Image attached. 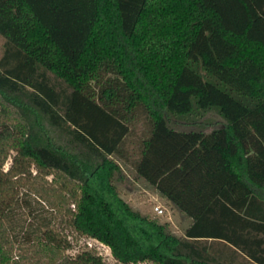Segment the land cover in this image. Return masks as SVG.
<instances>
[{
    "label": "trees",
    "instance_id": "obj_1",
    "mask_svg": "<svg viewBox=\"0 0 264 264\" xmlns=\"http://www.w3.org/2000/svg\"><path fill=\"white\" fill-rule=\"evenodd\" d=\"M0 33V264H108L64 254L60 213L125 263L264 264V0H0ZM212 109L210 130L174 123ZM120 159L192 219L183 235L120 196Z\"/></svg>",
    "mask_w": 264,
    "mask_h": 264
},
{
    "label": "rangeland",
    "instance_id": "obj_2",
    "mask_svg": "<svg viewBox=\"0 0 264 264\" xmlns=\"http://www.w3.org/2000/svg\"><path fill=\"white\" fill-rule=\"evenodd\" d=\"M5 37L0 33V57L4 50ZM145 114H139L135 117L132 123V133L128 136L127 147L131 153L132 159L137 155V145L141 137L147 131ZM195 115V114H192ZM32 121L34 126L41 134L50 133V137L58 144H68V136L66 132L49 127L50 131L44 130L46 125L45 120L41 119L39 115L33 114ZM223 116L215 109L203 113L201 119L192 116H181L178 121H174L175 125L180 128H204L210 130L213 127L223 124ZM46 129V128H45ZM71 147V146H70ZM71 150H75L73 147ZM135 151V152H134ZM12 162V156L6 162L5 167L8 168ZM119 169L117 170L114 183L119 191L120 196L127 201L135 210L140 211L142 214L147 215L161 223H168L169 229L176 235H183L189 218L183 212L174 206L167 199L150 185L143 177L139 176L134 167L131 159L129 162L124 159L119 160ZM52 178V176H50ZM259 192L261 189L256 188ZM161 205L164 208L163 214H158L155 211V206ZM53 227L56 231L60 232L62 239H68L71 246L64 251L66 256L75 257L84 250L90 249L94 253L101 255L108 264H154L150 261L130 262L125 263L116 258L113 254L111 247L101 241L100 239L87 234H80L74 231L70 226L68 217L63 213L58 214L53 218ZM203 243L209 245V251L215 254L221 263H229L231 248L225 246L223 242L215 240H204ZM231 264H256L249 260L242 254L236 255Z\"/></svg>",
    "mask_w": 264,
    "mask_h": 264
},
{
    "label": "built area",
    "instance_id": "obj_3",
    "mask_svg": "<svg viewBox=\"0 0 264 264\" xmlns=\"http://www.w3.org/2000/svg\"><path fill=\"white\" fill-rule=\"evenodd\" d=\"M154 209L158 214L164 213V208L161 205H156Z\"/></svg>",
    "mask_w": 264,
    "mask_h": 264
},
{
    "label": "crops",
    "instance_id": "obj_4",
    "mask_svg": "<svg viewBox=\"0 0 264 264\" xmlns=\"http://www.w3.org/2000/svg\"><path fill=\"white\" fill-rule=\"evenodd\" d=\"M150 184V183H149ZM151 185V184H150ZM153 186V185H152ZM154 187V186H153ZM155 188V187H154ZM156 189V188H155ZM157 190V189H156ZM158 191V190H157ZM159 192V191H158ZM160 193V192H159ZM162 197H164V196H162ZM165 198V197H164ZM165 199H167V198H165ZM168 200V199H167ZM169 201V200H168ZM170 202V201H169ZM183 214H185L184 212H183ZM186 215V214H185ZM188 218H189V216L188 215H186ZM192 222V219L191 218H189V224ZM188 224V225H189ZM187 225V226H188Z\"/></svg>",
    "mask_w": 264,
    "mask_h": 264
}]
</instances>
